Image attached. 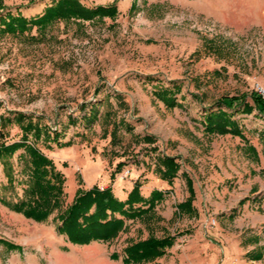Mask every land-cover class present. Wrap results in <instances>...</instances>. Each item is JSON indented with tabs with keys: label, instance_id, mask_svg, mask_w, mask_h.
<instances>
[{
	"label": "rangeland",
	"instance_id": "374dc122",
	"mask_svg": "<svg viewBox=\"0 0 264 264\" xmlns=\"http://www.w3.org/2000/svg\"><path fill=\"white\" fill-rule=\"evenodd\" d=\"M53 1L0 0V140H21L14 119L19 112L51 136L61 135L37 142L29 137L66 177L61 210L78 189L94 185L111 187L122 200L137 180L145 197L154 189L166 192L152 217L129 219L113 240H94L107 250L105 259L119 253L112 264H126L122 255L128 245L171 233L176 242L169 254L177 260L172 263L169 255L164 264H180L192 239L210 246L208 264H236L240 250H252L260 259L242 264H264V112L251 98L256 92L264 96V0H119L115 19L59 21L24 34L5 31L8 13L33 17ZM80 1L95 7L113 0ZM175 86H180L177 105L168 107L160 91ZM233 96L252 106V111L224 106L244 137L206 132V114ZM146 135L154 141H144ZM68 141L71 145H60ZM22 153L23 148L14 157L16 175L26 179L20 173ZM163 155L180 164L172 183L156 171ZM119 162L125 164L118 170ZM184 173L193 189L196 181L201 217L196 207L188 218L175 210L190 196ZM6 184L0 165V195L14 201L23 196L22 185L12 190ZM187 188L188 197L180 202ZM194 195L193 206L195 189ZM58 213L36 221L0 201V264H16L18 257L17 264L95 257L88 247L93 241L73 243L59 232ZM68 245L77 248L74 256L65 255ZM194 246L191 256L200 261ZM158 259L137 264H163Z\"/></svg>",
	"mask_w": 264,
	"mask_h": 264
},
{
	"label": "trees",
	"instance_id": "16d2710c",
	"mask_svg": "<svg viewBox=\"0 0 264 264\" xmlns=\"http://www.w3.org/2000/svg\"><path fill=\"white\" fill-rule=\"evenodd\" d=\"M118 1L113 0L108 5L99 4L95 7H88L80 0H54L53 3L45 7L42 14L33 17H25L22 14L14 16L8 13L6 17L8 20H4L3 24L6 32L24 34L26 31H32L34 27L40 31L45 30L48 26L59 21H74L84 24L96 20L104 21L106 17L115 19L119 14ZM133 7H135V3L131 8ZM174 89L164 88L160 91V97L168 107L177 105L175 91H178L180 86H175ZM251 98L259 111L264 112V96L256 92L252 94ZM218 105V111H209L206 114L205 131L209 134L220 135L230 133L243 138L244 135L237 120L233 119L231 113L224 106L237 108L243 105L247 111H252V106L245 102V97L239 96L222 99L218 101ZM91 112L93 111L91 110ZM94 115L97 116V114ZM110 115L109 112L106 113L107 118ZM14 119L20 124L23 131L21 140L12 143L0 140V165L3 166L7 178L4 188L15 190L16 185L23 186V196L18 197L16 201L7 198L6 195H0V201L11 210L36 221H45L58 210L57 220L60 223L57 227L59 232L66 234L73 243L87 244L94 240H113L128 226L129 219L152 217L157 205L164 200L166 192L160 189L152 190L150 196L145 197L141 190L142 183L137 180L124 200L118 198L111 187L101 189L98 185H94L90 189H78L73 201L64 210H61L66 177L53 160L35 144L42 136L46 140H50V138L57 140L61 135L53 130L55 132L51 136L52 131L46 130L39 122L24 113H17ZM1 121L11 122L12 119L1 117ZM122 122L120 120L119 124L114 123L112 134L116 135ZM30 136L36 141H30ZM142 139L146 142L154 141L150 135L143 136ZM60 145L68 146L71 145V142L68 141ZM22 148L24 153L19 155V160L23 163V167L20 173L27 174L26 179L17 177L14 161L16 152ZM124 164V162H119L118 170ZM179 170L180 164L175 156L163 155L158 158L156 171L163 180L172 183ZM184 175L187 179L190 196L185 202L178 205V210L180 213L186 211L188 214H192L195 212L194 189L192 180L186 173ZM175 241L176 236L171 234L160 238L149 236L147 239L137 241L124 248V262L137 264L161 257L167 249L175 244ZM9 246L13 248L16 245L9 243Z\"/></svg>",
	"mask_w": 264,
	"mask_h": 264
},
{
	"label": "crops",
	"instance_id": "0c3cea01",
	"mask_svg": "<svg viewBox=\"0 0 264 264\" xmlns=\"http://www.w3.org/2000/svg\"><path fill=\"white\" fill-rule=\"evenodd\" d=\"M188 173V172H187ZM193 179V178H192ZM193 182H194V189H195V194H196V197H195V204H194V207H196V209L198 210V213H199V217H201V210H200V207L198 206V204H197V201L199 200V195H198V190H197V187H196V181L195 180H193ZM186 186H187V183H186ZM133 187V186H132ZM188 187V186H187ZM132 189V188H131ZM130 189V190H131ZM129 193V192H128ZM128 193L126 194V198H127V195H128ZM185 197H188V188H187V191H186V193H185V195L182 197V200H180V202L181 201H183V200H185ZM125 198V199H126ZM177 209H178V207H176L175 208V210L177 211ZM155 211L157 212V208L155 209ZM178 212V211H177ZM179 214H180V217H187L188 218V215L189 216H191L190 214H188V212H182V214L180 213V212H178ZM158 214V213H157ZM259 226V225H258ZM172 234V233H171ZM176 242V241H175ZM20 244H22V242L20 243ZM195 244V246L193 247V250L194 251H197V252H201V262L200 261H198V260H195V258L193 257V256H191V255H193V254H191L190 253V251H191V249H192V245H194ZM65 245H67V244H65ZM100 245H102V244H100V242H98V241H93L90 245H88V247H90L91 249H93L95 252H96V256L95 257H92L91 259H89L88 260V262H84V260H79V262H77L76 261V259H73V260H67V259H65L64 260V262L62 263V264H100V262H101V259H103V261H104V263H102V264H112V258H118L119 256H118V254L119 253H117V252H114V253H112L111 255H110V258L107 260V259H105V255H106V249L105 248H102ZM175 245V244H174ZM173 245V246H174ZM199 245V246H198ZM172 246V247H173ZM85 247V246H84ZM172 247L171 248H169V249H167V251H166V253L163 255V256H161V257H159V259H158V261H160L161 263H163L164 261H166L167 260V257L169 256V255H171V256H173L172 254H169L170 253V250L172 249ZM209 245H208V243H206V242H204V243H202V240H199V239H192V241H191V244L190 243H188V248H187V252H184L182 255L183 256H185V257H181V258H179L178 259V261L180 262V264H187V262H188V264H208V260L210 259L208 256H207V250L209 249ZM68 250H67V252L65 253V255L68 257L69 255H72V256H74L77 252H78V250H77V248L74 246L73 248H71L69 245H68ZM70 250V251H69ZM240 250V249H239ZM123 251V250H122ZM203 251L205 252V254L206 255H202V253H203ZM71 252V253H70ZM243 255H247V257L246 256H243ZM125 256V254L123 253V255H122V260H123V257ZM205 256V257H204ZM65 257V256H64ZM174 257V259H175V261L173 262L172 261V263H176V260H177V256H173ZM257 257H259V256H257L256 254H255V252H252V250H246L245 252H244V254H243V252L240 250V252L238 251V255L237 256H235V258H236V261H237V263L236 264H242V263H244V262H246L247 263V260H249L248 262H250V263H252V262H257V261H260V259L259 260H256V258ZM263 257H264V255H263ZM262 257V258H263ZM66 258V257H65ZM203 258H205L204 259V261H203ZM19 259V260H18ZM18 259L16 260L15 259V261H16V264H17V262L18 261H20L21 262V259H20V257H18ZM89 261H91V263L89 262ZM164 264V263H163ZM217 264V263H216Z\"/></svg>",
	"mask_w": 264,
	"mask_h": 264
},
{
	"label": "built area",
	"instance_id": "2783aa9c",
	"mask_svg": "<svg viewBox=\"0 0 264 264\" xmlns=\"http://www.w3.org/2000/svg\"><path fill=\"white\" fill-rule=\"evenodd\" d=\"M261 93H263V94H264V90H261Z\"/></svg>",
	"mask_w": 264,
	"mask_h": 264
}]
</instances>
